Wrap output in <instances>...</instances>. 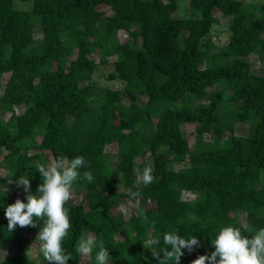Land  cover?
<instances>
[{
	"label": "trees",
	"instance_id": "obj_1",
	"mask_svg": "<svg viewBox=\"0 0 264 264\" xmlns=\"http://www.w3.org/2000/svg\"><path fill=\"white\" fill-rule=\"evenodd\" d=\"M14 1L0 0V103L8 112L0 116V184L6 186L0 189V264H33L25 231L37 236L43 221L10 233L4 211L15 202L10 190L22 192L27 202L15 184L20 176L37 194L42 179L35 165L48 164L46 153L52 160L82 156L87 162L72 188L81 196L65 204L72 225L62 242L73 255L67 264H87L76 252L85 236L104 242L108 264H158L143 240L159 236L158 247L164 248L165 232L196 236L199 245L182 249L180 258V264H191L210 255V241L222 227H238L249 237L246 226L264 228V186L258 187L264 182V1L246 7L242 0H188L199 17L175 16L177 0H31L30 11L13 7ZM216 10L231 22L227 43L213 51L205 37ZM34 16L41 27L39 45ZM254 52L263 65L260 73L247 58ZM95 53L103 64L115 57L109 78L122 80L123 88L93 83ZM208 56L230 62L205 66ZM252 114L258 116L254 134H234L235 124ZM188 123L196 124L199 135L230 132V145L191 148L182 130ZM111 144L117 145L115 161L107 152ZM145 155L152 160L153 182L139 188V206L124 217L114 208L137 191L136 159ZM85 171L91 182L84 180ZM184 192L199 196L184 199ZM241 212L244 222L237 217ZM8 246L18 252L2 259ZM97 251L88 264H95Z\"/></svg>",
	"mask_w": 264,
	"mask_h": 264
},
{
	"label": "clouds",
	"instance_id": "obj_2",
	"mask_svg": "<svg viewBox=\"0 0 264 264\" xmlns=\"http://www.w3.org/2000/svg\"><path fill=\"white\" fill-rule=\"evenodd\" d=\"M86 163L82 156L70 160L65 157L53 159L47 165L37 162L35 167L41 174L42 183L38 185L35 195L30 192L28 178L20 176L15 181L16 186L26 193L27 202L17 199L6 207L4 215L8 222L7 230L11 233L17 226L37 227V221H43V227L38 226L36 239L47 264H67L73 258L72 252H66L62 246L72 227L65 204L72 198L73 184L80 177L78 170L86 167ZM152 171L151 166H145L142 171L136 169L137 191L129 195L137 206L141 196L139 188L153 182ZM83 178L88 182L93 180L90 171H85ZM7 183L12 184L13 180L7 179ZM120 211L128 214L124 206H121ZM244 230L253 234L249 237L242 235L238 227H222L210 241V246L214 249L210 255H200L191 264H264V228L246 226ZM162 239L167 247H158L159 236L149 237L141 242L158 264H168L169 261L180 264V258L184 255L182 249L191 252L200 243L196 236L185 239L175 232L163 233ZM94 249H98L95 264H108V249L102 240L98 241L95 237L81 238L76 252L81 257H91Z\"/></svg>",
	"mask_w": 264,
	"mask_h": 264
},
{
	"label": "rangeland",
	"instance_id": "obj_3",
	"mask_svg": "<svg viewBox=\"0 0 264 264\" xmlns=\"http://www.w3.org/2000/svg\"><path fill=\"white\" fill-rule=\"evenodd\" d=\"M179 7L176 13L174 14L175 16L179 17H199L200 12L196 10L191 4L189 3L188 0H177ZM244 6L246 7H251L255 4L262 3L264 0H242ZM13 7L20 9V10H25V11H30L33 8V1L31 0H15L13 2ZM101 9H103L106 13H109L110 10L108 9L107 6H100ZM215 17L216 21L213 24L210 33L205 37V41L208 42L212 46L213 51H218V49L225 45L228 41L229 34H230V22L231 18L223 15L219 10L215 11ZM32 25H33V33L34 37L36 40V44L39 45L41 42V27L39 25V18L37 16H34L32 19ZM184 35V34H183ZM264 35V34H263ZM119 38L123 41L127 38V34L122 31L119 33ZM257 52H254L250 54L247 58L252 62L253 64V70L255 72L260 73L262 70V63L259 60V57L257 55ZM94 60L96 61V68L93 74V83L96 84L98 87L102 89H121L125 85V83L120 80V79H115L111 80L109 78L110 72L113 70V64L112 61L115 59V57H110L109 61L110 63L103 64L100 62V56L98 53H95L92 55ZM229 60H220L217 57H210L208 56L205 61L204 65L205 66H211L215 64H226L229 63ZM6 83V77L2 80V85L4 86ZM216 89L224 90L222 88V85L218 84L215 86ZM138 101L140 104H145L146 103V98L142 95H137ZM205 102V101H204ZM240 102L234 103V105H239ZM181 105V102H177L176 104L173 105V108L179 107ZM225 110L224 113L227 115L230 114V108L231 105H228L225 101ZM16 110L18 112H22L23 107H16ZM223 111L221 113H223ZM0 116H5L6 118L8 117V112L6 110V105L5 103H0ZM258 121V116L255 114H252L249 118V120L246 123H236L235 128H234V134H241L244 136H249L254 134L255 130V125ZM150 126L151 124H147ZM12 130L14 131L15 128L13 127ZM182 130L184 135L189 141V145L191 148H219L223 146H228L230 145V140H231V134L230 132L226 131L223 133L221 137H217L213 133H205L203 135H199L196 132V124L194 123H188L182 125ZM40 137H37L39 139ZM28 142V139H23L20 141V145L24 147L26 143ZM29 153H34V149L30 148ZM107 152L112 155V160H116L115 154L117 153V145L116 144H111L107 146ZM44 159L50 163L52 161V158L49 153H46L44 155ZM188 161H185L181 163V165H175L174 168H179L180 166H186L188 165ZM145 166H151L152 167V160L151 157L148 155H145L143 157H139L136 159V169L139 168L141 171ZM5 173L4 168L0 169V175L3 176ZM264 182H260L258 184V187H263ZM5 185L0 184V189H5ZM120 191H124L125 188L123 186L119 187ZM10 195L12 200L16 201L17 199L22 200L23 198V193L20 191L16 190H10ZM81 194L78 192L72 191V198L69 200L70 202H76L78 201L79 197ZM199 196V193H194V192H184L183 193V198L184 199H194ZM150 206H154V202L150 201L149 202ZM121 206H124L128 214L125 215L120 211ZM135 203L128 198H121L119 201V204L114 208V211L121 214L124 217H127L131 212L134 211ZM238 219L241 220L242 222L245 221V213L241 212L238 214ZM25 237L27 239V245H26V252L32 261L33 264H40L44 257L39 251V241L36 239V236L34 235L33 232L31 231H25ZM85 236L84 238H86ZM18 252V248L15 246H8L4 249L1 250V257L2 259L9 257L13 254H16ZM84 263H90V258L89 257H83Z\"/></svg>",
	"mask_w": 264,
	"mask_h": 264
}]
</instances>
